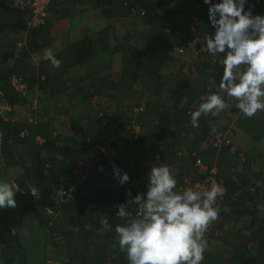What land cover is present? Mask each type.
Listing matches in <instances>:
<instances>
[{"label":"trees","instance_id":"obj_1","mask_svg":"<svg viewBox=\"0 0 264 264\" xmlns=\"http://www.w3.org/2000/svg\"><path fill=\"white\" fill-rule=\"evenodd\" d=\"M248 4L254 0L245 8ZM207 7L202 0H49L44 23L30 28L29 7L0 0V182H14L20 191L14 208L0 209V264H128L119 251L115 227L124 221L116 216L115 205L126 203L129 191L133 196L145 191L151 167L180 162L177 191L188 178L187 159L162 154L128 129L134 108L146 110L143 118L135 115L141 131L145 121L157 119L150 136L155 142L186 137L178 141H185L193 165L191 154L202 143L205 150L196 157L206 154L205 166L215 151L229 149V143L214 147L216 134L224 131L209 124L211 114L201 115L198 127L190 124L200 98L211 93L206 90L208 58L198 53L200 63L186 76L176 52L191 51V41L214 31ZM63 23L68 27L58 33L56 25ZM83 25L87 30L77 31ZM46 49L60 61L59 68L42 58ZM174 61L178 67L168 80L162 71ZM213 69L220 81L222 64ZM14 76L26 93L38 92L42 109L54 99L63 106L54 116L44 110L42 120L34 123L13 120L12 113L27 102L13 88ZM101 97L113 101L115 113L105 130L102 123L112 110ZM3 107L9 108L6 120ZM59 127L68 131L60 133ZM192 132L197 136L188 138ZM129 151L137 154L132 157ZM79 163L86 174L82 182L73 174ZM113 163L128 174L124 185L114 178ZM188 180H200L198 172ZM70 186L69 196L60 200L57 191ZM223 200L214 206L219 209ZM231 206V227H239L236 245L226 257L203 253L201 264H264V208H251L260 222L247 228L238 219L244 206ZM211 226L205 239L213 233Z\"/></svg>","mask_w":264,"mask_h":264},{"label":"clouds","instance_id":"obj_2","mask_svg":"<svg viewBox=\"0 0 264 264\" xmlns=\"http://www.w3.org/2000/svg\"><path fill=\"white\" fill-rule=\"evenodd\" d=\"M207 5V18L214 31L204 35L207 52L223 56L219 93L202 96L198 108L190 114V124L198 127L201 115L213 116L235 107L246 117L264 112V14L253 15L245 8L248 0H202ZM44 60L54 68L60 61L50 50ZM112 174L120 185L129 181L113 163ZM103 170L102 168L100 169ZM177 180L166 165L151 167L145 191L135 196L131 191L124 204L115 205L116 216L124 221L117 225L119 251L126 254L128 264H201L206 247L204 233L215 221L219 192L192 188L177 191ZM18 186L0 182V209L16 206ZM105 225L108 220H104Z\"/></svg>","mask_w":264,"mask_h":264},{"label":"crops","instance_id":"obj_3","mask_svg":"<svg viewBox=\"0 0 264 264\" xmlns=\"http://www.w3.org/2000/svg\"><path fill=\"white\" fill-rule=\"evenodd\" d=\"M178 1L179 0H174L175 3H178ZM256 10L258 9L256 8ZM253 13L254 15L258 14V12L256 11H254ZM67 27L65 26V23H63L60 27H57L56 25V30L58 31V33H60L63 30L67 29ZM86 30L87 28L85 27V25H83L82 27H79L77 31ZM200 38H203L202 40H204V36ZM200 46L201 49H198L199 53H201L202 57L208 58L205 63L207 64L208 62V64L211 66L207 72V75H209L211 79L210 83L206 87V90H210L211 93H219L218 85L220 81L217 79L218 76L216 77L213 68L216 65L221 66L222 58H220L219 54L217 56L210 55L206 50V44L204 42L200 43ZM190 54L192 53L190 52ZM190 59H181V62L185 63L183 64V74L186 76H192L194 72L195 66L189 64ZM178 63L179 62L174 61V63L171 64L170 68H164V70L162 71V74L168 80H170L176 73ZM197 63L199 64L200 61H197L196 64ZM219 94L221 96H224L223 93ZM224 98L226 102L229 103V107L215 116L212 115L209 124L212 127L217 128L218 130L220 129L224 131L225 138L230 144L229 149L225 150V148H223L222 150L220 149L218 151H215V157L212 160L211 164L206 165L208 167H210L209 165H211L210 168H214L217 171L218 178L222 182L225 189V201L223 200L224 202L220 204L221 206L219 207L220 210L218 212L217 219L212 222L213 233L209 235L210 237L208 236V238H204L206 242L204 253L213 256L216 255L226 257L229 255V249L236 245L237 238L235 237V232L239 230V227H231L232 218L228 215L232 210L231 205L239 203L240 205L244 206L246 211L243 215L239 216L238 219L247 228L249 227L250 223L260 222L259 216L254 215V213L251 212V208H255V205L258 207V209L262 210L264 208V112H257L252 117H246L235 107V101H228L227 97ZM147 100L154 101V98L147 97ZM162 100L165 101L167 99L165 97H162ZM151 101L148 102H150L153 106V102ZM160 103H162V101H160ZM113 110L108 111L112 120L115 116ZM145 112L146 110H143L139 114H136V116L140 115L141 118H143L142 116L146 114ZM240 120L243 121L244 125L240 126L238 124ZM157 123L158 122L155 117L150 121L144 122L145 126L140 133L143 136V140L153 142L150 145L152 147L154 145H157V150H160L162 154H166L167 152H169L170 154L173 153L175 159H187L188 169L186 164V172L184 174L187 175L188 178H191L194 173L197 174L196 168L189 159L190 153H188L185 141H178L179 139H183L186 137H180L179 139H168L164 142H155L154 138L150 136H152L153 134L152 126H155ZM107 126H109V124ZM57 130L60 133L65 132L61 129V127H59ZM196 136L197 134H195V132H192L190 133V136H188V138L193 139ZM194 149V152L196 151V155L197 152L199 154L202 151L204 152V143H202L198 147H194ZM153 152L156 151L153 150ZM134 154L137 153L129 151V155H133L132 157H134ZM239 154L243 156V159L240 158ZM199 158L202 163L207 162L206 154L203 157L199 156ZM168 167L169 169L171 167H176L173 170L175 171L173 175L177 176L176 171L180 169V162H178L177 166L169 165Z\"/></svg>","mask_w":264,"mask_h":264},{"label":"built area","instance_id":"obj_4","mask_svg":"<svg viewBox=\"0 0 264 264\" xmlns=\"http://www.w3.org/2000/svg\"><path fill=\"white\" fill-rule=\"evenodd\" d=\"M14 3L20 7H29L31 15L29 18V21L27 23L28 27L30 28H34V27H38L40 25H42L44 23V20L46 18V14H47V8L49 5V0H13ZM256 8L259 10H256ZM247 10H249L253 15H254V11L258 12V14L256 15H260V14H264V0H254V4H248ZM200 40L198 38H195L193 41H191L188 44V47H193L195 46ZM191 49V48H190ZM176 52L178 54L183 53V49L178 48L176 49ZM11 84L13 86V88L17 91V92H21V93H26V88L24 83H22L20 78L17 77H12L11 79ZM19 91H18V90ZM140 112H142L141 107H136L133 109V113H134V117L130 120L129 124H128V129L130 128L132 130V132L135 134V136H140L141 133V126L140 124L135 120V115L139 114ZM101 115V114H100ZM106 122L107 119H106ZM222 144H228L227 139L225 138V136L220 135V134H216L215 139H214V147H220ZM192 158L194 157V167L196 168L198 175L200 176V180L196 181V182H191L190 180L186 179L183 183V186L180 187L179 191H183L185 189H189L192 188L194 190H210L212 188V186H217L219 188V192L216 198V202L223 198L225 195V189L223 187V184L220 180H218L217 178V171L214 168H209L206 167L205 165L202 164L201 160L198 159L196 157V154L193 153L191 154ZM81 163H79L76 167L75 170L73 172L74 176L78 177V180L80 182H82L85 178H86V174L82 173V171L79 170V168L81 167ZM73 190V186H70V189H68L67 191L64 189H59L57 191V195L60 198V200H65L69 194L71 193V191ZM215 202V203H216ZM211 223L208 225L205 233H208L210 231L211 228Z\"/></svg>","mask_w":264,"mask_h":264},{"label":"rangeland","instance_id":"obj_5","mask_svg":"<svg viewBox=\"0 0 264 264\" xmlns=\"http://www.w3.org/2000/svg\"><path fill=\"white\" fill-rule=\"evenodd\" d=\"M198 39L200 41L195 46L190 47L191 48V51L190 52L193 55L190 54V52H187L185 49H183V53L179 54V56H181L182 58H184L186 60H188V59L191 58L190 61H189V64L192 65V66L197 61L199 62V59H197V58H199V55H197V54L199 53L198 49H201L200 43H202V42L205 43V41L202 40L203 38H198ZM36 61L37 60L33 59V63H36ZM19 94L20 95H23V96H26L25 98H26L27 102H26V104L23 107L19 108V110H17L14 113H12L11 118L13 120H15V121L18 120V121H26V122H29V123H34V122H36V121H38L40 119L42 120V118H43L42 117V113H43L44 110L47 111L48 109H50V110H48V112H49L48 114L54 116V113L53 112H56V110L59 107L63 106V101L62 100H60V99H54L50 103L51 104L50 105V108H46L45 107L44 109H42L41 106H40L41 102H40L39 94H38L37 91H34L33 90V91H30V92H27V93H24V92L21 93L19 91ZM101 100H102V103L106 104L105 106H110V109H112V110L114 109V105L112 104L113 101H111V100L108 101L104 97H101ZM7 112H9V108L8 107L1 108V113L4 116V119L5 120L9 117L7 115ZM106 114L108 115V117H110V115H109L108 112H106ZM110 119L111 118H109L107 120L108 122H106V119H105L104 120V123H102L103 124L102 125V128L104 130L107 128V125L109 123H111V120ZM62 130L65 131V132L68 131L67 128H63Z\"/></svg>","mask_w":264,"mask_h":264}]
</instances>
